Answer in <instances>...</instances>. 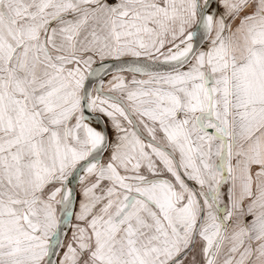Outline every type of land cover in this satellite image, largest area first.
<instances>
[{"label": "snow or ice", "instance_id": "1", "mask_svg": "<svg viewBox=\"0 0 264 264\" xmlns=\"http://www.w3.org/2000/svg\"><path fill=\"white\" fill-rule=\"evenodd\" d=\"M0 264H264V0H0Z\"/></svg>", "mask_w": 264, "mask_h": 264}]
</instances>
